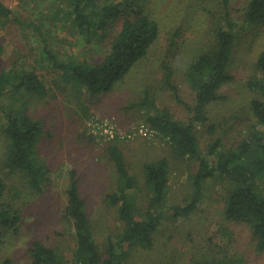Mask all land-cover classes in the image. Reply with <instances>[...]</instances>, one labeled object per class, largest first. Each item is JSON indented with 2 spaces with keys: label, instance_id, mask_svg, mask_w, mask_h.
<instances>
[{
  "label": "rangeland",
  "instance_id": "rangeland-1",
  "mask_svg": "<svg viewBox=\"0 0 264 264\" xmlns=\"http://www.w3.org/2000/svg\"><path fill=\"white\" fill-rule=\"evenodd\" d=\"M233 1L235 8L242 3V0ZM65 2L0 0V6L8 14V19L0 22V73L13 68L9 75L12 78L14 72L24 71L28 64L44 81L45 96L37 99L21 96L19 100L26 113L41 124L43 135L38 151L50 170L46 188L38 197L28 194L20 175L7 173L2 164V131L7 115L0 103V179L8 186H15L25 200L20 234L6 238L0 247V264L7 261L25 264L26 250L34 240L57 248L66 257L71 256L73 229L63 218L71 170L77 173L79 190L98 245L103 248L110 237L115 238L120 233L116 208L105 199L116 183L114 165L105 153L107 142L113 140H117L129 171L140 184L144 179L145 163L164 158L169 167L166 211L154 236V246L151 249L129 248L127 264H191L204 257L214 244L226 245L230 253H239L247 264H264V255L255 251L247 226L225 220L224 184L206 181L196 209L186 217L173 215L171 208L184 205L191 194L198 161L175 157L171 147L145 124L142 110L133 107L146 90L157 107L167 110L175 119L185 121L190 116L188 110L193 106L194 95L185 81V73L205 38L208 22L199 15L191 16V10L187 9L189 0H151L150 9L160 26L158 40L110 92L89 97L75 84L70 68L76 61L101 62L110 47L116 24L110 23L107 32H103L104 25L98 24L90 38H84L66 17ZM116 2L95 0V6L100 8ZM179 27L184 34L174 39L172 33ZM172 42L176 46L172 47ZM249 45L241 44L232 65L234 79L219 90L224 100L209 105L206 122L196 125L201 155L217 138L227 147L234 146L252 122L248 109L254 95L245 82L261 45ZM43 51L54 54L55 61L63 65L60 70H56V66L53 68L51 59L42 56ZM166 58L174 73L176 95L163 85L160 65ZM11 92L14 95L16 90ZM15 190L9 187L6 199H12L17 194ZM144 197L142 190L138 195L141 206ZM222 227L231 232L230 240L220 235Z\"/></svg>",
  "mask_w": 264,
  "mask_h": 264
},
{
  "label": "trees",
  "instance_id": "trees-1",
  "mask_svg": "<svg viewBox=\"0 0 264 264\" xmlns=\"http://www.w3.org/2000/svg\"><path fill=\"white\" fill-rule=\"evenodd\" d=\"M66 1V17L70 18L84 38L89 39L98 24L104 25L103 32H107L110 23L116 24L110 47L101 62L76 61L70 68L75 84L87 96L106 94L129 74L158 40L160 26L150 9L152 2L116 0V4L99 8L95 6V0ZM233 3V0L188 2L187 9L191 10V16L199 15L208 22L207 33L203 34L205 38L185 73V81L194 95L193 106L188 110L190 116L185 121L175 119L167 110L157 107L146 90L133 107L142 110L145 124L171 147L175 157L198 161L191 194L184 205L171 208L173 215L186 217L196 209L206 181L222 183L225 220L246 225L255 251L264 255V0H242L236 8ZM181 32L182 27H179L172 37L178 38L184 34ZM243 43L247 46L254 43L261 45L245 82L246 88L254 95L248 109L252 122L234 146L227 147L221 138H217L201 155L196 125L206 122L209 105L224 100L219 90L233 81L232 65ZM171 46H176V43L172 42ZM42 56L51 59L56 70L63 66L55 61L52 53L43 51ZM160 66L164 88L176 95L174 73L168 59L163 60ZM24 68L22 72H14L12 78L9 75L13 68L0 73V103L7 115L2 131V164L9 175L23 178L29 195L38 197L46 188L50 174L46 161L42 160L38 151L43 131L40 122L21 107L19 99L21 96L42 98L47 93V87L28 64ZM14 90L16 92L12 95L11 91ZM116 141L107 142L105 148L106 156L116 172L115 189L106 194L105 199L116 208L121 223L120 233L115 238L110 237L103 248L98 245L88 219L85 200L79 190L77 173L71 170L63 212V218L73 229L74 249L71 256L66 257L57 248L34 240L26 250L25 264H127L129 248L151 249L154 246V236L166 211L169 186L167 161L161 158L145 163L142 170L144 179L140 184L129 171ZM9 187L16 189L0 179V247L7 237L14 238L20 234L23 222L25 200L21 199L18 190H15L17 194L12 199H6ZM142 190L145 201L141 206L138 195ZM219 232L221 236L231 239L229 229L222 227ZM214 245L204 257L191 264H247L239 253H230L226 245ZM11 263L7 261L4 264Z\"/></svg>",
  "mask_w": 264,
  "mask_h": 264
},
{
  "label": "crops",
  "instance_id": "crops-1",
  "mask_svg": "<svg viewBox=\"0 0 264 264\" xmlns=\"http://www.w3.org/2000/svg\"><path fill=\"white\" fill-rule=\"evenodd\" d=\"M4 12L5 14H2L1 12ZM3 19H8V14H7V11H6V9H4V8H2L1 6H0V22L1 23H4V20ZM3 20V21H2Z\"/></svg>",
  "mask_w": 264,
  "mask_h": 264
},
{
  "label": "built area",
  "instance_id": "built-area-1",
  "mask_svg": "<svg viewBox=\"0 0 264 264\" xmlns=\"http://www.w3.org/2000/svg\"><path fill=\"white\" fill-rule=\"evenodd\" d=\"M140 132H142V129L140 128Z\"/></svg>",
  "mask_w": 264,
  "mask_h": 264
}]
</instances>
